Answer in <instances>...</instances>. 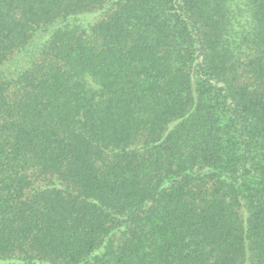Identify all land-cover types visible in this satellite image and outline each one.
Listing matches in <instances>:
<instances>
[{
  "label": "trees",
  "instance_id": "obj_1",
  "mask_svg": "<svg viewBox=\"0 0 264 264\" xmlns=\"http://www.w3.org/2000/svg\"><path fill=\"white\" fill-rule=\"evenodd\" d=\"M0 264H264V0H0Z\"/></svg>",
  "mask_w": 264,
  "mask_h": 264
}]
</instances>
